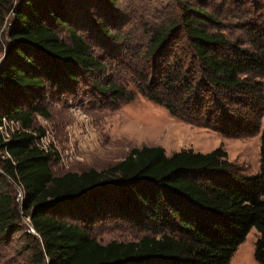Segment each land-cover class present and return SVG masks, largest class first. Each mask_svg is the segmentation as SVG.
<instances>
[{"label":"trees","instance_id":"16d2710c","mask_svg":"<svg viewBox=\"0 0 264 264\" xmlns=\"http://www.w3.org/2000/svg\"><path fill=\"white\" fill-rule=\"evenodd\" d=\"M61 8L64 0H0V31L13 13L0 68V167L25 190L21 209L11 194H0V233L20 230L22 215L31 219L37 234L26 232L28 264H230L256 228L255 256L264 264V0L239 14L243 33L235 36L219 14L184 2L181 21L151 30L140 55L123 34L101 24L118 52L125 48L136 58L122 67L147 99L226 136L261 132L255 175H244L223 147L168 155L161 146L134 147L105 170L55 175L52 162L59 153L40 144L41 128L35 127L36 114L49 115L43 105L49 85L63 90L67 81H79L78 70L103 73L112 65L94 54ZM56 25L68 30L70 43ZM99 76V90L122 104L135 99L133 90ZM5 120L20 125L8 137ZM107 214L147 233L103 244L91 234L90 221Z\"/></svg>","mask_w":264,"mask_h":264},{"label":"rangeland","instance_id":"374dc122","mask_svg":"<svg viewBox=\"0 0 264 264\" xmlns=\"http://www.w3.org/2000/svg\"><path fill=\"white\" fill-rule=\"evenodd\" d=\"M254 1L247 5L243 0H64V8L60 11L65 21L91 43L97 57L112 65L109 64L103 73L78 70L79 81H67L63 90L60 85H49L48 97L43 104L49 115L36 114L35 127L41 128L36 133L40 144L46 148L52 145L59 153V159L52 162L54 174L91 168L105 170L123 160L132 148L142 146H161L168 155L189 149L208 153L223 147L230 161L244 175L257 174L261 159V132L251 137H230L173 116L164 106L137 91L128 80L129 71L122 67L125 63H134L136 58L128 56L125 48L118 52L119 46H115L102 30V25H106L112 33L123 34V41L131 44V49L134 51L135 48L140 55L145 52L151 30L164 23L181 21L184 2L219 14L226 31L235 36L243 33L237 27L239 14L251 8ZM17 2L19 0H14ZM12 21L13 13H10L0 31V62L7 54V34ZM56 29L62 39L71 42L65 27L56 25ZM117 61L122 63L121 66L116 65ZM137 61L142 62L140 59ZM98 74L102 79L133 90L135 99L122 104L109 91L99 90L94 83ZM19 126L6 121L3 133L8 136ZM263 129L264 117L260 131ZM0 158H4L1 151ZM1 193L11 194L22 208L24 187L13 179L5 178L0 167ZM90 223L91 234L103 244L113 240H138L147 233L112 214L96 217ZM19 227L20 230L6 235L0 233V264H28L31 260V252L25 248L29 240L26 232L35 233L31 219L22 215ZM258 237L256 228H252L238 246L230 264H260L255 256Z\"/></svg>","mask_w":264,"mask_h":264},{"label":"water","instance_id":"95a60500","mask_svg":"<svg viewBox=\"0 0 264 264\" xmlns=\"http://www.w3.org/2000/svg\"><path fill=\"white\" fill-rule=\"evenodd\" d=\"M4 62H5V60L0 62V68L3 66ZM35 234H37L36 231H35Z\"/></svg>","mask_w":264,"mask_h":264},{"label":"built area","instance_id":"2783aa9c","mask_svg":"<svg viewBox=\"0 0 264 264\" xmlns=\"http://www.w3.org/2000/svg\"><path fill=\"white\" fill-rule=\"evenodd\" d=\"M6 121H7V120H5V123H6ZM3 128H4V127H2V129H3ZM8 136H9V135H8ZM8 136H7V137H8Z\"/></svg>","mask_w":264,"mask_h":264}]
</instances>
